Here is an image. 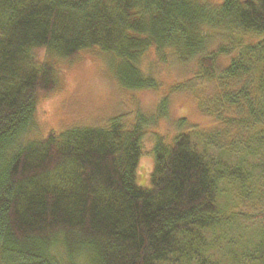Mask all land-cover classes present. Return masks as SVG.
<instances>
[{
  "label": "trees",
  "instance_id": "1",
  "mask_svg": "<svg viewBox=\"0 0 264 264\" xmlns=\"http://www.w3.org/2000/svg\"><path fill=\"white\" fill-rule=\"evenodd\" d=\"M211 28L229 40L212 47ZM93 46L123 58L127 87H158L138 65L151 50L197 59V78L217 86L203 111L219 126L158 136L151 187L136 179L144 115L131 127L116 116L21 141L56 85L52 59ZM221 55L231 56L226 66ZM261 143L264 0H0V264H264V210L233 213L256 223L250 244L223 236L219 250L216 231L227 224L226 185L243 201L264 200Z\"/></svg>",
  "mask_w": 264,
  "mask_h": 264
},
{
  "label": "rangeland",
  "instance_id": "2",
  "mask_svg": "<svg viewBox=\"0 0 264 264\" xmlns=\"http://www.w3.org/2000/svg\"><path fill=\"white\" fill-rule=\"evenodd\" d=\"M221 1L212 0V3ZM210 36L212 47L227 42L230 38L229 34L216 28L210 29ZM248 40V36L244 38V41ZM46 55V51L42 50L41 57ZM230 59L231 56L221 55L219 65L226 66ZM52 60L57 76L56 85L53 90L39 96L32 122L22 136V142L42 139L52 130L61 132L71 127H106L109 120L116 116H120L125 125L131 127L138 115H144L149 121L145 122L143 154L136 179L140 185L151 187L153 148L158 136L169 139L178 129H192L197 124L206 130L214 129L220 124L212 115L203 111V108L213 109L211 104L216 103L213 97L217 86L212 80L197 78L200 71L197 59L183 63L170 55L167 61H163L154 50L149 51L138 65L145 75L156 79L157 88H132L123 85L118 78L123 58L99 46L81 49L72 57L56 56ZM166 97L168 101L163 115L159 106ZM182 118L186 122L180 126ZM236 131L238 130L233 131V136L237 135ZM241 140L253 147L257 145L246 133ZM262 148L264 149V145ZM249 160L250 164L251 161H258L255 157H249ZM230 162H237V159L232 156ZM248 169L257 174L252 167L248 166ZM262 181L264 185V178ZM240 192L238 186L226 185L225 194L230 208L225 212L227 224L216 229L220 233L219 243L217 241L218 246L221 245L219 250L225 248L226 240L223 236L227 239L234 238L242 246L250 244V236L254 234V230L256 236L258 234V227L253 220L234 217L233 213L240 209L247 212L264 210V200L259 201L258 196L253 193L249 201H243ZM260 192L264 195L262 187ZM261 228L264 229V222Z\"/></svg>",
  "mask_w": 264,
  "mask_h": 264
}]
</instances>
